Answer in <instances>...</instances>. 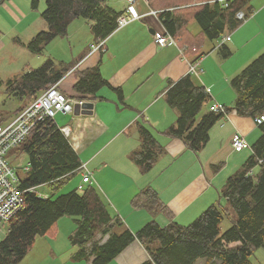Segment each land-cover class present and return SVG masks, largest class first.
I'll return each mask as SVG.
<instances>
[{
  "label": "trees",
  "instance_id": "1",
  "mask_svg": "<svg viewBox=\"0 0 264 264\" xmlns=\"http://www.w3.org/2000/svg\"><path fill=\"white\" fill-rule=\"evenodd\" d=\"M45 1L46 9L41 17L48 28L25 45L36 55H41L55 39L67 36L71 24L81 19L91 23L92 45L96 47L117 31V20L125 12L117 11L109 0ZM214 1L147 0L193 64L204 57L203 46L207 41H219L244 24L245 20L237 18L239 12L245 13L246 20L254 13L252 0H230L228 7ZM32 5L36 10L38 0H33ZM194 22L200 28L198 33L190 28ZM218 53L225 60L232 55L227 45L219 46ZM74 66L64 62L57 66L47 59L39 68L9 81V96L24 102L15 118L47 89L59 84ZM231 85L236 92L235 111L252 120L262 114L264 53L235 76ZM105 87L111 86L98 67L84 69L79 71L69 96L77 101L94 102L100 99L98 93ZM115 91L123 101L122 90ZM164 96L178 114L176 124L165 134L181 140L198 154L208 145L211 130L225 115L212 112L211 108L206 112L210 95L191 74L169 83ZM259 127L262 134L252 145V155L222 190L228 208L219 201L188 226L172 222L163 227L152 221L135 234L113 212L105 196L92 184L93 180L85 184L83 191L75 189L57 196L71 177L87 170L55 119H46L17 147L29 161L27 175L21 177L18 173L25 203L9 222V231L0 241V264H20L37 238L52 233L63 217L76 221V229L70 236L71 244L78 248L75 257L91 264H109L135 240L150 254V259L143 264H197L199 260H204V264H253L254 252L264 249V124ZM139 137L141 147L131 155V160L141 172L147 173L164 150L147 127L139 128ZM42 186L48 187L49 193L39 194ZM131 205L152 214L164 213L167 208L152 187L140 191ZM225 219L231 221V227L223 232L221 225ZM107 236L108 240L102 242L101 238Z\"/></svg>",
  "mask_w": 264,
  "mask_h": 264
},
{
  "label": "crops",
  "instance_id": "2",
  "mask_svg": "<svg viewBox=\"0 0 264 264\" xmlns=\"http://www.w3.org/2000/svg\"><path fill=\"white\" fill-rule=\"evenodd\" d=\"M112 5L121 7L120 10L115 9L123 12L128 7L126 0H115ZM134 7L141 18L118 28L102 43L105 46L101 51H96L92 45L94 38L90 23L76 24L80 21H75L69 27L68 35L61 37L72 41V45L82 42L86 37L84 45L88 44L89 50L86 52L87 46L84 48L80 61H70L75 66L61 80L59 90L67 96L71 95L79 71L95 67L100 69L111 87H105L98 93L100 99L93 102L92 116H74L72 124L59 127L70 128L68 138L79 156H85L83 164L93 174V184L97 183L96 187L124 226L136 234L152 221L163 227L172 222L183 226L193 223L207 208L220 201L218 191L212 189V183L217 181L225 165L221 163L220 168L212 165L218 171L222 170L215 171L217 175L208 180L204 174L206 170L203 168L202 173L200 168L206 164L203 159L207 152L205 148L211 143L215 146L218 144L217 149L219 145L231 147L236 135L243 136L247 142V137L261 136L260 127L250 117L241 116L234 110L236 92L231 81L264 53V1L256 13L252 6L254 13L245 20L244 24L251 19L247 24L227 34L230 39L224 45L232 51L228 59L221 61L218 57L210 56L195 63L197 73L191 75L210 95L205 106L206 112L215 103L228 109L223 121L211 130L209 145L201 154L192 152L181 140L169 138L165 134L176 124L178 114L167 104L164 93L169 83L190 74L192 61L182 56L180 45L163 47L156 43L157 36L167 31L157 11L150 8L147 0H136ZM78 26H86L87 30ZM47 28V25H43L42 29L44 31ZM193 28L191 30L194 33L200 31V28L198 31ZM117 88L123 92V101L116 94ZM60 115L69 114L59 113L55 121ZM142 126L152 130L164 150L147 173L141 172L131 160V155L141 147L139 128ZM243 164L241 162V167ZM87 171L83 169L80 173L82 180ZM146 187H152L158 193L161 202L167 207L164 213L152 214L144 208L132 207L133 198ZM75 229V219L61 218L52 233L37 238L20 264H91L90 261L75 257L78 248L70 242ZM106 240L108 236L101 238L102 242ZM149 259L150 254L145 246L135 240L109 264H143ZM204 262L199 260L197 264Z\"/></svg>",
  "mask_w": 264,
  "mask_h": 264
},
{
  "label": "rangeland",
  "instance_id": "3",
  "mask_svg": "<svg viewBox=\"0 0 264 264\" xmlns=\"http://www.w3.org/2000/svg\"><path fill=\"white\" fill-rule=\"evenodd\" d=\"M11 1L5 0L0 5V130L13 122L17 111L24 106V102L17 100L15 96H9L11 94L8 86L9 81L19 79L25 72L32 68H39L47 59L53 60L57 66H60L63 62L69 64L72 63L70 61L73 60L80 61L84 55V53H81L84 48L87 46L86 52L89 50V45H84L86 37L82 39V42H79L76 45H72V41L66 38H58L57 41L49 44L41 55L32 53L25 45L28 44L37 33L43 31V25H47L41 17V13L46 9V1L38 0V8L36 10L33 9V0H13L12 3H10ZM114 1L115 0H109L111 5L114 4ZM263 1L264 0H252L251 5L254 7L255 13L258 11V6ZM116 9L120 10L121 7ZM79 21L80 22H77L76 24L90 23L86 22L84 19ZM78 27L82 30H87L86 26ZM192 27H194L193 29L195 31L199 30V26L195 22L191 25V28ZM220 45V40L214 42L207 41L203 49V61L210 56L218 57L219 60L225 61L224 59H221V56L218 53V47ZM251 63L252 62L248 65ZM73 117V114H69L68 116L60 115L57 117L56 121L58 125L64 127L73 123ZM223 118L217 124H220L223 121ZM258 130L259 135H261V130ZM258 138L259 137L256 138L255 136L247 137L249 145L252 146ZM212 145L214 144L211 143L210 146L205 148L207 152H205L203 159L206 164L200 167L201 172L203 173L204 168L206 170L204 171V174L206 173V178L211 180L213 175H217V173L223 169L218 174L217 181L212 183V189L218 191V199L224 207L228 208L229 206L222 195V190L227 184L229 178L238 171V168L241 167V162L245 163V161L252 155V151L247 149L242 152H235L232 144L231 147L230 145H224V147L219 145L218 149V144H216V146ZM205 149H203L200 154L205 151ZM161 155L162 154H160L158 158H160ZM211 155L214 157L211 158ZM84 157H81L80 155L82 162H84ZM181 158L185 160V157L181 156ZM6 160L9 161L17 174L20 173L21 177L27 175L26 169H29V161L26 154H21L18 149H12L7 153ZM221 163H223V166L225 165V167L227 165V167H224L219 171L213 167L215 165L217 167ZM80 181H82L81 174L71 177L57 196L68 194L77 189ZM94 186H97V183L94 182ZM38 192L39 194L45 195V193H49V189L48 187L42 186L38 189ZM231 215L232 218L235 219V214L231 212ZM0 227L2 230L0 233V241H2L9 231V223H1ZM230 227L231 221L225 219L221 225V230L224 232ZM251 260L253 264H264V249H257L252 255Z\"/></svg>",
  "mask_w": 264,
  "mask_h": 264
},
{
  "label": "built area",
  "instance_id": "4",
  "mask_svg": "<svg viewBox=\"0 0 264 264\" xmlns=\"http://www.w3.org/2000/svg\"><path fill=\"white\" fill-rule=\"evenodd\" d=\"M2 0H0L1 2ZM224 5L229 6L230 0H215ZM214 1V2H215ZM128 7L123 15L118 18V28H123L129 23L141 18L134 7L136 0H126ZM156 14V12H153ZM237 18L246 20L244 12H239ZM230 39V35H224L221 38V45H224ZM156 43L159 46H178V41L166 32L157 36ZM102 43L95 47L98 51L102 47ZM182 50V49H181ZM182 56L186 57L181 51ZM190 74L197 73V65L190 64ZM78 101L70 98L59 90V84L47 89L40 97L35 99L26 109H24L8 126L0 130V224L9 223L23 208L24 192L20 189V178L9 161L6 160L7 153L17 147L30 135L31 131L46 119H55L57 114H72L74 105ZM211 111L226 115L227 109L222 105L215 103L211 107ZM254 123L258 126L264 124V111L255 118ZM66 136L70 135V128L62 129ZM235 152H242L251 149L249 143L241 135H236L232 141ZM27 170V169H26ZM93 174L89 171L84 173L82 184L78 186L79 191L85 189V184L90 183ZM0 227V233H1Z\"/></svg>",
  "mask_w": 264,
  "mask_h": 264
},
{
  "label": "water",
  "instance_id": "5",
  "mask_svg": "<svg viewBox=\"0 0 264 264\" xmlns=\"http://www.w3.org/2000/svg\"><path fill=\"white\" fill-rule=\"evenodd\" d=\"M93 109H94V103L93 102H77L74 105L73 114L76 117L92 116L93 115Z\"/></svg>",
  "mask_w": 264,
  "mask_h": 264
}]
</instances>
